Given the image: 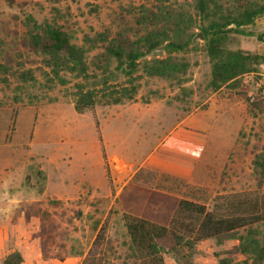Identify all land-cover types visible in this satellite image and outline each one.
<instances>
[{
    "label": "rangeland",
    "instance_id": "obj_1",
    "mask_svg": "<svg viewBox=\"0 0 264 264\" xmlns=\"http://www.w3.org/2000/svg\"><path fill=\"white\" fill-rule=\"evenodd\" d=\"M190 5V0H0V264L15 240L39 264H81L102 226L101 264H128L117 196L131 181L209 208L217 194L258 188L253 166L264 143V113L252 111L251 104L264 95V67L244 74L242 90L213 89L210 59L203 38H195L200 31L193 17L189 49L174 53L188 63L180 84L142 69L127 75L104 55L102 43L89 48L88 39L98 33L112 39L129 10L174 6L193 15ZM28 16L60 26L89 48L84 85L96 93L93 109L78 113L79 79L66 74V83L58 82L46 59L24 45ZM247 30L253 35L232 33L227 46L263 53L264 41L256 34L264 33V15ZM165 54L159 47L146 57ZM113 97L121 100L111 103ZM236 242L202 241L193 262L216 264V254L229 256L224 252ZM165 262L184 264L171 255Z\"/></svg>",
    "mask_w": 264,
    "mask_h": 264
},
{
    "label": "trees",
    "instance_id": "obj_2",
    "mask_svg": "<svg viewBox=\"0 0 264 264\" xmlns=\"http://www.w3.org/2000/svg\"><path fill=\"white\" fill-rule=\"evenodd\" d=\"M190 1L193 15L174 6L129 10L112 39L98 33L88 39L91 42L89 48L102 43L104 55L114 60L116 68L127 75L142 69L148 75L180 84L186 81L184 75L188 63L176 58L174 53L189 49L194 36L189 29L193 17V25L199 29L203 48L210 59V85L215 90L222 86L242 90L244 74L264 67V52L231 49L227 42L232 33L253 35L247 26L264 15V0ZM27 26L24 45L46 59L52 76L62 84L66 83L63 78L66 74L79 79L75 110L82 113L93 109L96 93L93 87L84 85L89 77L86 62L89 48L75 43L69 33L55 24L37 23L28 16ZM256 37L264 41V33L256 34ZM159 47L166 51L164 56L146 57ZM25 74H22L24 78ZM120 100V97H113L110 102ZM255 108L264 113V95L257 96L252 102L251 110ZM94 124L104 152L96 118ZM253 169L258 174L256 190L217 194L211 208L196 200L128 182L117 196L129 240L128 264H166L165 255H171L177 261L183 259L184 264H195L193 256L197 253L198 243L213 240L222 244L230 239L236 240V244L225 250L229 256L216 254V264H264V143L254 159ZM104 233L102 226L81 264H101ZM235 255H242L244 259L236 261ZM22 261L21 253L15 250L5 255L2 263L21 264Z\"/></svg>",
    "mask_w": 264,
    "mask_h": 264
},
{
    "label": "crops",
    "instance_id": "obj_3",
    "mask_svg": "<svg viewBox=\"0 0 264 264\" xmlns=\"http://www.w3.org/2000/svg\"><path fill=\"white\" fill-rule=\"evenodd\" d=\"M18 244H20V242L18 240H15L14 241V246L15 247H13V248L10 247L9 249H7V251L5 252L4 256L7 253L11 252V251L17 250V251H19L21 253V255L23 257V261H22L21 264H39V261L36 260V257L33 254H30L27 251H24V249H21ZM4 256H3V258H4ZM3 258H2V260H3ZM2 260H1V262H2Z\"/></svg>",
    "mask_w": 264,
    "mask_h": 264
},
{
    "label": "water",
    "instance_id": "obj_4",
    "mask_svg": "<svg viewBox=\"0 0 264 264\" xmlns=\"http://www.w3.org/2000/svg\"><path fill=\"white\" fill-rule=\"evenodd\" d=\"M195 38H199V39H201L202 40V35H201V33L200 32H198L196 35H195Z\"/></svg>",
    "mask_w": 264,
    "mask_h": 264
}]
</instances>
